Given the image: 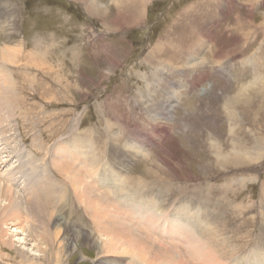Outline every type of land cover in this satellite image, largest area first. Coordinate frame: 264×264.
I'll list each match as a JSON object with an SVG mask.
<instances>
[{"label":"rangeland","instance_id":"1","mask_svg":"<svg viewBox=\"0 0 264 264\" xmlns=\"http://www.w3.org/2000/svg\"><path fill=\"white\" fill-rule=\"evenodd\" d=\"M6 47L17 53L0 58L14 90L0 102L3 182L22 192V181L42 184L49 175L65 187L63 166L97 156L129 190L139 192L138 180L150 202L168 199L165 215L185 206L200 227L215 230L221 247L236 248L224 264H261L264 0H0ZM195 48L205 62L193 66ZM79 140L88 145L84 157L76 154ZM239 154L242 165L234 163ZM70 187L68 201L54 198L53 210L43 203L34 211L41 221L29 217L33 236L25 243L2 245L0 264H147L151 255L143 259L131 245L102 253L95 244L102 233ZM161 222L147 238L172 250V227L163 240ZM42 224L52 235L43 233L50 246L38 256L29 246H38L32 241ZM195 227L189 231L200 238ZM178 244L192 258L193 244Z\"/></svg>","mask_w":264,"mask_h":264},{"label":"bare ground","instance_id":"2","mask_svg":"<svg viewBox=\"0 0 264 264\" xmlns=\"http://www.w3.org/2000/svg\"><path fill=\"white\" fill-rule=\"evenodd\" d=\"M217 2H218V0H217ZM202 43H204V42H202ZM199 44L201 45V43H199ZM7 48L8 47H6L5 49L1 48V50H0L1 60L3 59L4 61H10L11 59H14L12 57H14L17 52L16 53L14 52L15 55H13L12 53L10 54L11 51L7 50ZM195 50H196V48L194 49L193 54L189 57V62H188V63H191V65H193V66L198 65V64H202L205 62L204 61L205 58L203 59V57L201 56L202 51H200V49L197 48V51H198V55H197L195 53ZM11 81L9 80L8 74L5 73V66L0 63V102H1V100L7 101L9 99H12L10 97H12L11 95L13 94L14 90H13V83H12L13 81L12 82ZM6 95L9 96L7 99H6ZM76 143L77 144L74 143V145H75L74 147L78 148V150L76 149L77 150L76 154L79 153L81 156L83 155V157L86 154H88V151L84 150L85 149L84 147H86L88 145L86 143H84L83 140H79ZM134 152H135V155H137L139 153L138 149H136ZM67 155H68V157L71 156V154L69 152L67 153ZM68 157H67V159H68ZM124 157H125V155H124ZM132 157H134V156H132ZM79 159H81V158H78V160ZM245 159H246V157L244 158V156L242 154H239V155L235 156L234 163L235 164L236 163L237 164L244 163L243 160H245ZM63 161H66V160H63ZM99 162L100 161H99L98 157L95 156L94 158H92L91 163L89 160V163H88L89 165L87 163L80 165L81 164V162H80L79 167H72L71 168L70 166H67V165L63 166V171H60V172L65 177L67 176L70 180V183H71V185L66 184L67 183L66 180L64 178H62L64 180V182L63 181L62 182L63 183L66 182L65 183L66 188L64 187V184H62L61 187L56 186V184L53 182L51 177L48 175V181H46V183L42 181L41 182L42 184H39L36 181H32L30 183L29 182L26 183L25 181H22L20 184H18L19 183L18 182L17 183L18 186L20 185V187H18V188H19V190H22V192H19L16 190L17 188L15 186H14L15 187L14 188L11 185L5 183V181L3 182L1 180L2 179L1 178L0 179V253H2V249H3L2 245L12 247L11 244H13L16 241V239H18L22 243H25L28 236H31V235L33 236V231L30 230L31 228H30V223H29L30 222L29 217L31 216V217L37 219L39 216L34 211H37L38 208L43 207V205L41 206V204H43V203L46 204L48 209H52V202H53L54 198L55 199L60 198V199H63L65 201H68L69 200L68 196L71 193L68 191L69 190L71 191L70 186H72L73 191L75 192L74 194H76V196L81 201V203H83L82 205H84L85 208H88V210L90 211V214H92V217L94 218V220L96 222V225L98 228L97 230L102 233V235H101L102 238L99 239L102 241L101 242H95V244H97V247H99V250L102 253L112 252V251H115L116 249L121 248V247H123L124 249L127 250L128 246L131 245L132 249L129 248L128 250H130L134 254L136 253L135 251H140L139 256L142 257L143 259H144V257H146V255H149V256L151 255V258L149 260H147V262H146L147 264H157L156 261L158 260V258L161 259L162 263H164V264H196L194 261H199V262L201 261L202 262V263H197V264H224L223 263L224 260H230V258H232L231 256H233V255H231V251L232 250L235 251L236 248L232 249V247H231V248L227 249V248L221 247V245H222L220 243L221 241H220V239H218L220 241V242H218V240H217L218 236L215 235V233H214L215 230H213L214 227L212 228V230H213L212 232H211V230L207 229L206 227L205 228L200 227L201 221L199 222V220H197L198 218H196L195 220H194V218L191 219L195 215H192V213L189 214L188 208H185V206L181 207V208L177 207L173 212H171L170 215L172 218H170L169 217L170 215H165L166 209H168V208H166V209L162 208V206L165 203V200H168V199H165V200L161 199L162 202L160 204L158 203V201L155 202L156 204L157 203L159 204V205L157 204L158 210L155 209L156 212L158 211V214L152 213L150 209L155 203L149 201L148 197L151 195H149V193L147 191L146 192L144 191L145 190L143 188L144 183H143V185H141V183L139 181L140 185H138V180H133L134 184L138 187V189L140 187V189L138 190L139 192L137 193L136 191L135 192L133 191L136 187L135 188L133 187L132 188L133 190L131 188L129 190L128 187L120 184V179L122 178V176H121L122 174H118L121 176V178H119L120 176H118L117 174L116 175L113 174L114 177H109L108 175H110L111 173L110 174L108 173V175H107L106 172L102 171V168L99 167L100 166ZM12 165L9 166L8 170H11L13 168ZM62 165H64V164H62ZM46 169H48V168H46ZM47 173H48V171H47ZM18 178L20 179L19 176H18ZM42 178L44 179V177H42ZM126 181H127V179H126ZM125 185H127V184H125ZM131 186H133V185H130V187ZM63 187L65 189H63ZM18 192H19V194H18ZM111 194H113V195H111ZM79 200H78V203L80 204ZM64 203H66V202H64ZM82 205H80V206H82ZM89 206L93 207L92 210L89 209ZM48 209H46V210L48 211ZM108 211H110L112 214H109ZM133 213H135L136 215H133ZM40 214H41V212H40ZM49 214H50V212H49ZM27 215H29V216H27ZM53 218H54V215H53ZM38 220L41 221V218H38ZM181 220H183V221L181 222ZM56 221H54V222H56ZM185 221L190 223L192 226L195 225L196 226L195 228L200 230V235H199L200 238H197L198 236L196 237L195 235H193V233H191V231H189L190 229L192 230V228H190L192 226L187 227ZM160 222H161L160 232H161V236L163 237V240H164V237H166L165 234L166 235L169 234V232H167V230H169V228L172 227V230H170L171 231L170 232V235H171L170 241L173 242V243H170V245L173 246V248L171 247L172 250H169V248L165 249V246L167 245L166 241H165L166 245H164V248L161 245H160V247L154 246L153 243H151V241L153 240L152 238H151L152 240L149 238L151 240L149 243V239L147 238L148 237L147 235H150V237L152 235L151 233H157V235H158V230H159L158 226H159ZM50 224H52V223H50ZM138 224L142 225V229H139ZM32 227H33V225H32ZM39 228H40V230H39ZM41 228H43V229H41ZM210 229H211V227H210ZM37 230H38L37 232H39V234L37 233V236H35L34 241H32V243L36 242V240H39V243L37 244L38 246L36 247L32 243L31 244L33 246L32 245L29 246V249H31V251H34L33 254H35V255L39 254L38 252H45V253L47 252V250L49 249V246H50V237L52 235V232H50L51 230H50V228H48V225L47 226H43V224L41 226L39 225ZM44 232H48L49 233L48 235L50 237H48L47 235H44L43 234ZM163 233H165V234H163ZM157 235L156 234L154 235V239L156 238ZM14 237H15V239H14ZM103 237L105 238V240H103L104 239ZM220 237L221 236L219 234V238ZM203 240H204V242H203ZM225 240H222V241H225ZM184 241L189 243V244H193L192 249H194V250L190 249L192 252V256H191L192 258H190V257L188 258L187 255L185 254V252L183 251V249L180 250V248H179L180 246L178 243L184 242ZM160 243H162V242L160 241ZM163 244H164V242H163ZM157 245L159 246V243ZM168 245H169V241H168ZM13 246H15V245H13ZM176 249H178V250H176ZM230 249H232V250H230ZM112 253H114V252H112ZM193 254H194V256H193ZM101 255H103V254H101ZM38 256H41V255L39 254ZM257 258L261 262V264H264V254L263 253L259 254ZM225 262L227 263L228 261H225ZM104 263L105 262L103 261V264ZM241 264H243V263L241 262ZM253 264H255V263H253Z\"/></svg>","mask_w":264,"mask_h":264}]
</instances>
